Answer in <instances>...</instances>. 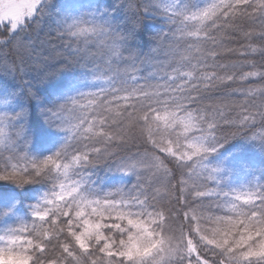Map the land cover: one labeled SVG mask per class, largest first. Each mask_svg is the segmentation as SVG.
<instances>
[{"label": "snow or ice", "instance_id": "1", "mask_svg": "<svg viewBox=\"0 0 264 264\" xmlns=\"http://www.w3.org/2000/svg\"><path fill=\"white\" fill-rule=\"evenodd\" d=\"M0 264H264V0H0Z\"/></svg>", "mask_w": 264, "mask_h": 264}]
</instances>
